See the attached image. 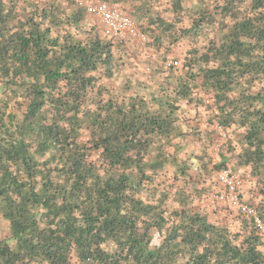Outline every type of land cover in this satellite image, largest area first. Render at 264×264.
<instances>
[{"label":"trees","instance_id":"obj_1","mask_svg":"<svg viewBox=\"0 0 264 264\" xmlns=\"http://www.w3.org/2000/svg\"><path fill=\"white\" fill-rule=\"evenodd\" d=\"M97 1L148 33L143 82L109 83L132 54ZM211 167L255 213L207 210ZM258 221L264 0H0V264H264Z\"/></svg>","mask_w":264,"mask_h":264},{"label":"built area","instance_id":"obj_2","mask_svg":"<svg viewBox=\"0 0 264 264\" xmlns=\"http://www.w3.org/2000/svg\"><path fill=\"white\" fill-rule=\"evenodd\" d=\"M88 10L90 13L99 17L100 26L107 35L114 38L118 43H124L128 38H133L137 40L141 47L148 48V44L150 43L148 33L138 25L131 14H129L121 4H109L107 2L97 1L90 4ZM166 64L178 65V62L173 59H168ZM213 125L220 138L219 142L214 145V155L212 156H216L220 152L226 139V132L216 121H214ZM211 169L216 174L219 184L215 197L219 200H227L232 205L239 208L243 207L251 213H255L252 207L241 203L240 193L237 189L240 178L239 174L230 168L214 169L211 167ZM196 170L199 172L201 171L200 168H196ZM258 222L264 233V225L260 223V221Z\"/></svg>","mask_w":264,"mask_h":264},{"label":"rangeland","instance_id":"obj_3","mask_svg":"<svg viewBox=\"0 0 264 264\" xmlns=\"http://www.w3.org/2000/svg\"><path fill=\"white\" fill-rule=\"evenodd\" d=\"M66 2V0H63ZM125 10L127 12H129V10L127 8H125ZM89 16L100 25V21H99V17L93 13H90ZM127 38V37H126ZM150 44V43H149ZM148 44V48H143L140 46V44L137 42V40L133 39V38H128L125 42V45L129 48L130 52H131V60L129 59L127 63V65H125L122 70H121V74L120 76L116 79V80H111L109 83L111 84V86H115L118 87V85L120 83H122L127 77L131 76L132 80L135 81H142L145 79V77L147 75H149V71L147 68V62L149 58V54H151V48L150 45ZM180 57L181 56V50L179 48H176L173 50V53L170 54V58L171 57ZM148 86L150 87V89L148 90V93L153 92V90H155V85L154 83L151 82H147ZM136 87H138L136 84H134ZM220 138L217 139V141L211 145L210 147L207 146H203L201 144V142L199 143L201 146V150L202 151H207L209 153L210 156L214 155V145L217 144L219 142ZM215 157V156H212ZM243 172V170H242ZM209 177H210V181H209V185H210V190L212 193V199L209 203L208 209L209 211L212 210H216L217 214H219L221 217H229L232 218L235 214H237L239 212V209L237 208V206L232 205L229 203V201L227 200H223V199H217L215 197V195L217 194V190L219 187L218 181H217V177L216 174L213 172V170L211 169V171L208 169V173ZM239 174V182L241 183V172L237 173ZM239 184V183H238ZM237 184V185H238ZM244 186L238 185L237 189L241 194L242 197V201L244 203L250 204L252 206H254L255 202L257 203L258 201H260V195L259 193L254 189V187L252 186V184L248 181H245V183L243 184ZM254 191V192H253Z\"/></svg>","mask_w":264,"mask_h":264},{"label":"clouds","instance_id":"obj_4","mask_svg":"<svg viewBox=\"0 0 264 264\" xmlns=\"http://www.w3.org/2000/svg\"><path fill=\"white\" fill-rule=\"evenodd\" d=\"M130 14V13H129ZM139 25V24H138ZM123 44H125V42L123 43ZM171 59H173L174 61H176V62H178V65L180 64V61L179 60H177V59H174V58H171ZM213 168V167H212ZM238 186V185H237ZM240 193V192H239ZM241 195V194H240ZM240 198H241V196H240ZM241 203L243 204V205H248L249 206V204H247V203H244L243 201H242V198H241ZM249 207H252V206H249ZM238 209H240L239 207H237Z\"/></svg>","mask_w":264,"mask_h":264},{"label":"crops","instance_id":"obj_5","mask_svg":"<svg viewBox=\"0 0 264 264\" xmlns=\"http://www.w3.org/2000/svg\"><path fill=\"white\" fill-rule=\"evenodd\" d=\"M148 71H149V68H148Z\"/></svg>","mask_w":264,"mask_h":264}]
</instances>
